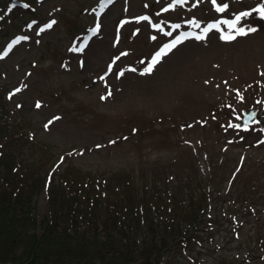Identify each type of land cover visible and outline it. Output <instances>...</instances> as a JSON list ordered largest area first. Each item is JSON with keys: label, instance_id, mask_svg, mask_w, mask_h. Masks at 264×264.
<instances>
[{"label": "rangeland", "instance_id": "rangeland-1", "mask_svg": "<svg viewBox=\"0 0 264 264\" xmlns=\"http://www.w3.org/2000/svg\"><path fill=\"white\" fill-rule=\"evenodd\" d=\"M24 1L0 6V87L44 166L144 184L166 168L195 189L215 172L200 241L164 264H264V0Z\"/></svg>", "mask_w": 264, "mask_h": 264}, {"label": "trees", "instance_id": "trees-1", "mask_svg": "<svg viewBox=\"0 0 264 264\" xmlns=\"http://www.w3.org/2000/svg\"><path fill=\"white\" fill-rule=\"evenodd\" d=\"M1 90L0 264H164L200 241L215 172L203 173L195 189L193 179L166 168L145 184L134 172L47 168L50 155L20 133ZM44 190L48 211L40 219Z\"/></svg>", "mask_w": 264, "mask_h": 264}, {"label": "snow or ice", "instance_id": "snow-or-ice-1", "mask_svg": "<svg viewBox=\"0 0 264 264\" xmlns=\"http://www.w3.org/2000/svg\"><path fill=\"white\" fill-rule=\"evenodd\" d=\"M212 3L214 4V5H216L217 6V10L218 11H220V12H223L226 8H227V5L225 4V5H223V6H220V5H218L217 4V0H212ZM25 6H27V5H25ZM254 11H256V12H258V14L262 17V18H264V6H262L260 9H256V10H254ZM252 13H249V12H245V13H243L242 14V16H249V15H251ZM144 19H147V17H145ZM240 19H241V16H237L236 17V20H237V22L238 21H240ZM197 27L199 26V25H196ZM232 27H235V25L233 24V25H231ZM48 27L50 28L51 27V24H49L48 25ZM157 27H159V26H157ZM176 27H179V25H177ZM43 30V29H42ZM208 29H206L205 31H207ZM256 29L255 28H251V29H249V31H255ZM240 31V34H242V35H244V34H246L245 32H244V30L243 29H240L239 30ZM169 35L171 34V33H168ZM198 39H201L202 37H197ZM224 39H234L235 37L234 36H225V37H223ZM170 47H175V45L173 44V45H171ZM82 50V49H81ZM148 71H151V68H149L148 69ZM121 75H122V73H121ZM111 93H109V95H110ZM241 99H242V97H241ZM36 107H40V104L39 103H37V105H36ZM238 119H239V117H238ZM230 126H233V125H230ZM234 127H240V125H234Z\"/></svg>", "mask_w": 264, "mask_h": 264}, {"label": "water", "instance_id": "water-1", "mask_svg": "<svg viewBox=\"0 0 264 264\" xmlns=\"http://www.w3.org/2000/svg\"><path fill=\"white\" fill-rule=\"evenodd\" d=\"M257 117H258V111L257 110L245 112L244 122L241 124V126H245V125L252 123L254 121V119H256Z\"/></svg>", "mask_w": 264, "mask_h": 264}, {"label": "bare ground", "instance_id": "bare-ground-1", "mask_svg": "<svg viewBox=\"0 0 264 264\" xmlns=\"http://www.w3.org/2000/svg\"><path fill=\"white\" fill-rule=\"evenodd\" d=\"M116 3H117V2H116ZM116 3H115V4H116Z\"/></svg>", "mask_w": 264, "mask_h": 264}]
</instances>
